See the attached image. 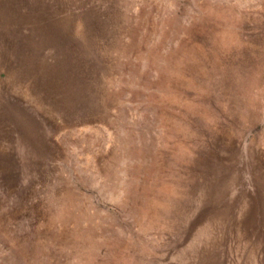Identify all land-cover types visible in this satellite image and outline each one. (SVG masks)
Here are the masks:
<instances>
[{"label": "rangeland", "instance_id": "1", "mask_svg": "<svg viewBox=\"0 0 264 264\" xmlns=\"http://www.w3.org/2000/svg\"><path fill=\"white\" fill-rule=\"evenodd\" d=\"M0 264H264V0H0Z\"/></svg>", "mask_w": 264, "mask_h": 264}]
</instances>
